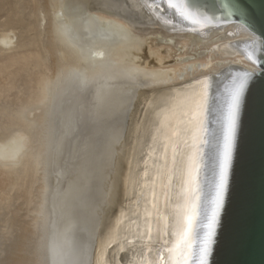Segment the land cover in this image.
I'll use <instances>...</instances> for the list:
<instances>
[{
  "label": "bare ground",
  "instance_id": "obj_1",
  "mask_svg": "<svg viewBox=\"0 0 264 264\" xmlns=\"http://www.w3.org/2000/svg\"><path fill=\"white\" fill-rule=\"evenodd\" d=\"M49 2L53 40L66 68L52 84V103L44 112L50 132L48 151L52 153L44 168L47 182L42 197L45 195L43 220L46 221L42 222L45 224L43 243L38 241L43 249L42 253L39 250L40 263L184 264L187 259L190 264L191 254L184 250L182 244L176 246L175 209L182 202L185 183L183 164L193 153L197 121L201 118L197 111L198 104L206 99L209 110L218 77L232 67L251 72L256 70L239 49L241 41L252 39L250 34L236 25L186 30L181 24L175 25L177 20L171 11L153 0H91L78 11L65 8L66 0ZM14 38L13 33L8 31L0 36V45L10 48ZM129 48L132 52H129ZM113 89L130 91V104L123 110V125L114 140L107 181L109 188L103 193L102 206H98L97 216L92 222L76 220L64 212L59 195L66 187L60 189L59 186L63 182L64 171H67L66 159L72 147L69 145L79 148L85 138L79 141L81 134L75 136L84 129L75 125L82 109L91 108L90 93L94 91L97 95ZM68 91L70 93L66 95ZM37 116L31 111L27 112L24 126L0 137V161L12 162L17 167L25 156L31 154ZM207 117L208 113L203 116L204 132L201 135L204 139ZM91 122L85 124L87 134L93 130ZM59 123L68 136L59 154L62 166L58 180H53L54 130ZM173 149L176 164H173ZM203 151L201 145V155ZM56 183L58 188L54 193ZM26 229L28 235L30 228ZM38 234L43 233L39 231ZM38 247L37 244L34 249ZM31 250L34 254V250Z\"/></svg>",
  "mask_w": 264,
  "mask_h": 264
},
{
  "label": "rangeland",
  "instance_id": "obj_2",
  "mask_svg": "<svg viewBox=\"0 0 264 264\" xmlns=\"http://www.w3.org/2000/svg\"><path fill=\"white\" fill-rule=\"evenodd\" d=\"M90 1L91 0H66L65 4L67 7L65 8L78 11L84 4L87 5ZM40 8L42 10L39 12ZM43 9L45 10L43 11ZM50 21H52V15L50 12L49 0H0V36L8 31L12 32L15 36L14 44L10 48H5L3 45H0V137L7 134L10 130L24 126L27 122L26 118H24L27 112L31 111L34 116L38 115L36 119L35 117H31V119H38L37 125L33 129L34 132L32 130L35 142L33 141L34 144L32 143L34 146L32 147L31 154L25 156V158L20 161L21 165L19 164L17 167L13 165L12 162H9V164L2 159L0 161L2 162L0 163V181L2 184H0V264H26L25 262H29L28 264H30L31 261L32 264L38 261L37 263L39 264L41 261L39 256L41 257V250H43L41 244L44 240V223L46 221L43 220L45 219L43 213L45 195L42 197L43 194H45V184L47 182L46 171H44L46 169L44 168L47 167L49 155L52 153L50 150L48 151L50 147H48L47 138L50 132H48L49 126L47 125L48 121L45 119L44 112L49 109L52 103V84L60 78L61 73L66 68L60 55H58L59 53H57ZM136 38H138L137 35ZM130 49L131 48H129V50ZM129 52H132V49ZM101 80L98 79V81ZM128 92L130 91L124 92L113 89L108 93L100 92L95 95L93 91L90 93V95H92L90 96L91 108L82 109L81 113L78 115V123L75 127L83 126L84 129L80 131L77 128L80 132L75 129V133L78 132L75 136H79V133L81 134L79 141L85 138L79 148L77 145H69L70 147L74 146L73 148L75 149L71 147L70 154H68V158L66 159V167L68 168L65 167L67 171H64L65 176L62 175L64 180L62 179L63 182L60 184L61 186H59L60 189H63L62 186H66L62 193L59 194L60 199H62L61 201H63L62 206H64V212L68 216L70 215V217L74 216L76 220H88L92 222L97 216L98 209L102 206L100 203L104 196L103 193L106 192V190L108 191L109 188H107V181L110 177L109 171L112 164L111 155L115 148L114 140L120 133V128L123 125V110L127 104H130V93ZM68 93H70V91H68L66 95ZM47 96L49 98H46ZM34 109L36 110L34 112L35 114L33 113ZM39 112L42 113L40 114ZM43 113L44 115L41 117ZM86 119L88 120L86 121ZM89 122H91L93 130L91 129L92 132L90 133L89 131V134H87L86 132H88V130L85 124ZM60 123L58 124L59 126L55 128L58 133L54 130V156H52V169L54 168L52 170L53 180L59 177L58 172L62 166L59 160V154L68 136V132L62 130ZM44 136L46 137L45 140L42 139L45 138ZM0 145L2 144L0 143ZM77 148L78 150H76ZM43 149L46 152H44ZM40 150L41 152L43 151V155ZM29 160L30 162H28ZM42 161L44 162L42 163ZM24 162H26V164ZM27 163L31 164L28 165ZM5 164L8 165L5 166ZM25 167L28 168L26 169ZM31 175L33 176L32 178L30 177ZM23 177H25V180ZM20 178H22L23 181ZM5 179L7 180L5 181ZM4 181L8 183V185ZM57 183L54 189L52 185L54 193V190L58 188ZM1 187H3L4 190ZM26 189L27 191H25ZM40 214L44 217L42 218ZM86 216L88 217L86 218ZM38 221L39 223H37ZM43 221L44 223H42ZM26 222L28 224H26ZM25 227L30 229L33 228V230L31 229L30 232V229H28L29 234L27 235L28 231ZM37 230L43 234H38L39 231ZM40 235L43 236L40 237ZM29 237H31L33 241L35 239L37 242H33L32 239L29 241ZM25 238H27V241ZM38 241H40L41 244ZM27 243H29L32 248L28 246ZM20 244L24 246L21 247ZM37 244L39 246L38 249H34ZM25 247L30 250L28 251ZM19 249L25 250L20 251ZM31 249L34 250V254H32L33 252ZM36 250L38 251L36 252ZM37 253H39V255H37ZM27 254L29 256H27ZM30 255H33V257L35 256V259ZM24 259L25 261L23 262Z\"/></svg>",
  "mask_w": 264,
  "mask_h": 264
},
{
  "label": "water",
  "instance_id": "obj_3",
  "mask_svg": "<svg viewBox=\"0 0 264 264\" xmlns=\"http://www.w3.org/2000/svg\"><path fill=\"white\" fill-rule=\"evenodd\" d=\"M153 1L171 11L177 20L175 25L181 24L186 30L236 25L241 26L252 38L241 41L239 49L256 70L251 72L232 67L222 77H218L211 94L205 135L208 143L202 145L204 151L200 182L207 203L232 81L248 75L230 191L209 260L210 264H264V0H172L175 6H170L169 0ZM181 5L200 20L209 17L212 23L193 24L180 15L177 8ZM249 53L255 57L256 63L248 58ZM193 245L190 264H196L198 260L194 255L199 247L198 240H194Z\"/></svg>",
  "mask_w": 264,
  "mask_h": 264
},
{
  "label": "snow or ice",
  "instance_id": "obj_4",
  "mask_svg": "<svg viewBox=\"0 0 264 264\" xmlns=\"http://www.w3.org/2000/svg\"><path fill=\"white\" fill-rule=\"evenodd\" d=\"M169 5L175 6L172 4V0H169ZM177 10L181 16L193 24L212 23L209 17H204L203 20L198 19L186 6L181 5ZM248 58L253 63L257 62L251 53H249ZM248 80L249 76L245 75L232 81V89L229 94L226 113L223 116L217 152L214 158L210 198L207 203H205L204 189L200 182L203 163L200 146L208 143L201 135L204 132L203 116L206 115L208 109L206 99H202L198 104L197 111L201 118L197 121V134L192 145L193 153L188 161L183 164L185 183L182 189V202L175 209L176 246L182 244L187 253L193 254V242L198 240L199 247L194 253L198 257L196 264H210L209 257L216 243L217 232L230 191L240 112ZM176 163L175 149H173V164ZM200 229L203 231L201 232ZM184 264H188L187 259L184 260Z\"/></svg>",
  "mask_w": 264,
  "mask_h": 264
}]
</instances>
